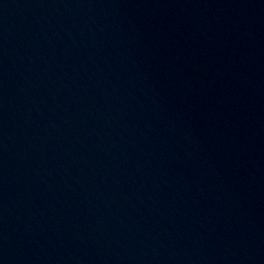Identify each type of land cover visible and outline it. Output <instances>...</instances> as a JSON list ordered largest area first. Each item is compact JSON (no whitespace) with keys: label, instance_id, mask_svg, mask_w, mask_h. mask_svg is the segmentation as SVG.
Masks as SVG:
<instances>
[{"label":"water","instance_id":"water-1","mask_svg":"<svg viewBox=\"0 0 264 264\" xmlns=\"http://www.w3.org/2000/svg\"><path fill=\"white\" fill-rule=\"evenodd\" d=\"M0 264H264V0H0Z\"/></svg>","mask_w":264,"mask_h":264}]
</instances>
